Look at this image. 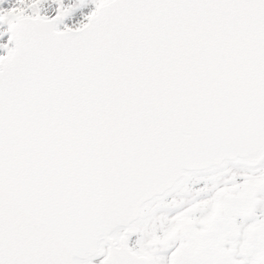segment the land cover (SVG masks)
I'll return each mask as SVG.
<instances>
[{
    "label": "snow or ice",
    "instance_id": "1",
    "mask_svg": "<svg viewBox=\"0 0 264 264\" xmlns=\"http://www.w3.org/2000/svg\"><path fill=\"white\" fill-rule=\"evenodd\" d=\"M0 264H264V0H0Z\"/></svg>",
    "mask_w": 264,
    "mask_h": 264
}]
</instances>
